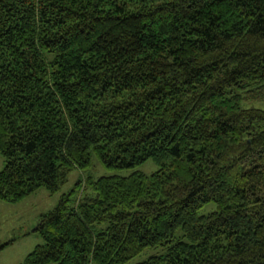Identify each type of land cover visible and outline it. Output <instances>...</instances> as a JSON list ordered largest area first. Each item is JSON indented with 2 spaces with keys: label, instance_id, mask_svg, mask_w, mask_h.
<instances>
[{
  "label": "trees",
  "instance_id": "trees-1",
  "mask_svg": "<svg viewBox=\"0 0 264 264\" xmlns=\"http://www.w3.org/2000/svg\"><path fill=\"white\" fill-rule=\"evenodd\" d=\"M257 101L264 0H0V201L57 192L94 156L111 172L62 194L18 264L148 247L135 264H264Z\"/></svg>",
  "mask_w": 264,
  "mask_h": 264
},
{
  "label": "rangeland",
  "instance_id": "rangeland-1",
  "mask_svg": "<svg viewBox=\"0 0 264 264\" xmlns=\"http://www.w3.org/2000/svg\"><path fill=\"white\" fill-rule=\"evenodd\" d=\"M250 105L264 108V102L262 101L253 102ZM5 164V157L0 153V171L5 167ZM158 169L159 165L150 159L138 167L125 169L119 171V173L129 175L133 171L139 170L151 174ZM90 174L98 177L111 174V172L103 168L97 157L94 156V165L91 169H75L72 171L68 181L57 192L53 193L46 188H40L17 203L0 201V264H18L37 244L43 243V237L37 230L38 225L41 223V215L53 210L62 194L70 192L79 179H85ZM84 191L76 192L74 199L83 195ZM214 208L215 205L211 203L200 212H208ZM160 252H162L161 247H148L140 255L133 258L129 264L143 261L149 256Z\"/></svg>",
  "mask_w": 264,
  "mask_h": 264
}]
</instances>
